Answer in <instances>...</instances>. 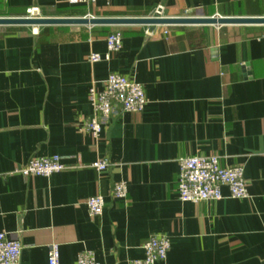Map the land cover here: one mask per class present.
<instances>
[{"label":"crops","instance_id":"0c3cea01","mask_svg":"<svg viewBox=\"0 0 264 264\" xmlns=\"http://www.w3.org/2000/svg\"><path fill=\"white\" fill-rule=\"evenodd\" d=\"M264 16V0H0V17ZM0 24V231L21 243L19 264H59L91 250L100 264H130L154 234L169 238L155 264H264V23ZM167 31L165 34L164 31ZM122 47L106 58V37ZM101 59L89 60L91 53ZM139 82L140 113L104 123L97 140L88 90L108 73ZM58 154L48 177L13 172ZM216 155L242 167L246 198L182 201L178 160ZM107 158L97 171L92 162ZM125 181V200L111 196ZM104 196L99 216L86 198Z\"/></svg>","mask_w":264,"mask_h":264},{"label":"built area","instance_id":"2783aa9c","mask_svg":"<svg viewBox=\"0 0 264 264\" xmlns=\"http://www.w3.org/2000/svg\"><path fill=\"white\" fill-rule=\"evenodd\" d=\"M73 3H92L96 0H70ZM162 16L158 7L155 15ZM26 17H39L38 10L33 7L26 9ZM181 17H192L185 14ZM166 34L167 31L165 30ZM122 47V39L119 32H111L106 37V58L114 51ZM101 59L98 53H91L89 60L96 62ZM88 100L92 107L93 115L85 124L87 132L93 139L100 136L102 123L110 117L117 115L121 109L125 112L140 113L145 104L146 96L142 85L116 72H110L101 80V88L97 89L93 82L88 90ZM92 167L97 171H104L109 166L107 158H100L92 162ZM65 168L60 156H35L28 160L23 166H17L13 172L23 176H45L48 177L55 172ZM225 188L227 196L231 198H246L247 191L245 180L240 165L223 166L219 164L216 155L195 154L182 157L178 160V173L176 179V192L182 201H215L223 197L221 188ZM111 196L115 199L125 200L127 197L126 182L121 180L114 183ZM86 206L90 216L95 217L102 214L105 199L103 195L96 194L86 198ZM144 256L131 260L130 264H155L164 260L170 248L168 237L154 234L148 237L142 246ZM21 243L8 236L6 232L0 231V264H19L21 254ZM47 264H59V249L57 243L49 246ZM76 264H100L96 261L91 250H83L76 259Z\"/></svg>","mask_w":264,"mask_h":264},{"label":"water","instance_id":"95a60500","mask_svg":"<svg viewBox=\"0 0 264 264\" xmlns=\"http://www.w3.org/2000/svg\"><path fill=\"white\" fill-rule=\"evenodd\" d=\"M226 23H264V16L242 17V16H147V17H0V24H144L148 25L151 32L154 25L171 24H226Z\"/></svg>","mask_w":264,"mask_h":264}]
</instances>
